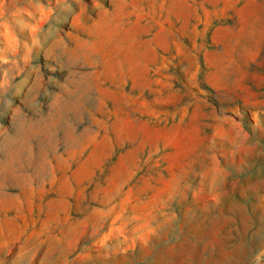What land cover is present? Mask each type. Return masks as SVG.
Wrapping results in <instances>:
<instances>
[{"label": "rangeland", "instance_id": "obj_1", "mask_svg": "<svg viewBox=\"0 0 264 264\" xmlns=\"http://www.w3.org/2000/svg\"><path fill=\"white\" fill-rule=\"evenodd\" d=\"M0 264H264V0H0Z\"/></svg>", "mask_w": 264, "mask_h": 264}]
</instances>
